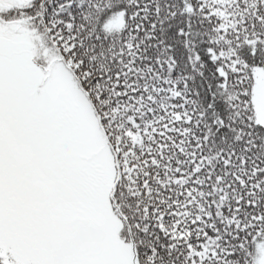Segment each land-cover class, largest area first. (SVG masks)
<instances>
[{
  "label": "snow or ice",
  "instance_id": "obj_1",
  "mask_svg": "<svg viewBox=\"0 0 264 264\" xmlns=\"http://www.w3.org/2000/svg\"><path fill=\"white\" fill-rule=\"evenodd\" d=\"M0 264H264V0H0Z\"/></svg>",
  "mask_w": 264,
  "mask_h": 264
}]
</instances>
